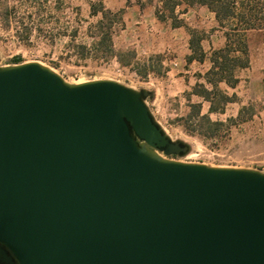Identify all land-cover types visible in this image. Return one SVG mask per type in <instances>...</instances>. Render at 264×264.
<instances>
[{"label":"water","instance_id":"95a60500","mask_svg":"<svg viewBox=\"0 0 264 264\" xmlns=\"http://www.w3.org/2000/svg\"><path fill=\"white\" fill-rule=\"evenodd\" d=\"M150 95L0 65V264H264V172L166 158Z\"/></svg>","mask_w":264,"mask_h":264},{"label":"rangeland","instance_id":"374dc122","mask_svg":"<svg viewBox=\"0 0 264 264\" xmlns=\"http://www.w3.org/2000/svg\"><path fill=\"white\" fill-rule=\"evenodd\" d=\"M134 2L0 0V65L38 61L71 83L112 79L134 89L146 88L151 95L145 102L154 119L172 140L187 145L183 154L166 158L264 172V21L256 22L260 29L232 31L233 19L219 23L206 6L179 5L175 15L184 25L174 27L166 17L147 35L126 39L120 33L126 24L123 14L125 6ZM150 6L155 11L161 3L153 0ZM102 18L112 23L111 43L116 35H121L113 40L116 44L130 42L128 50L134 53L130 65L122 66L114 58V52L120 50L117 47L111 51L95 49L94 42L100 36L97 22ZM226 32L233 34V39L242 35L248 69L235 70L241 82L233 87L218 83L233 101L226 103L223 114L211 116L212 121L223 122L220 128L199 133L198 117L205 114L208 102L193 92L196 84L211 87L205 76L212 65V52L226 43ZM192 37L199 38L200 49H191ZM190 55L194 57L189 66L177 63ZM17 56L20 62H15ZM184 68L188 72L182 71Z\"/></svg>","mask_w":264,"mask_h":264},{"label":"trees","instance_id":"16d2710c","mask_svg":"<svg viewBox=\"0 0 264 264\" xmlns=\"http://www.w3.org/2000/svg\"><path fill=\"white\" fill-rule=\"evenodd\" d=\"M142 5H150L153 0H137ZM161 3V7L155 10V16L158 21H163L166 17L172 21L174 27L184 25L183 21L178 20L175 15V9L177 6H193L201 5L206 6L215 15L217 22H228L233 19L236 23L232 24V31H245L251 29H260V24L256 22L264 21V0H158ZM95 13V12H94ZM105 15V14H104ZM97 26L100 29L99 39L94 42L96 50H110L111 43V21L105 22L102 18L97 22ZM239 26V27H238ZM228 32L225 33L226 43L225 45L214 50L211 54V68L207 71L205 79L211 86L205 87L204 84H196L194 94L201 97L204 101L209 103L208 113L211 112H224V106L226 103L232 102V98L224 94L219 88L218 83L224 82L228 86L233 87L237 83V77L234 72L238 68H244L248 65L247 59V46L242 38L241 34H236L237 39H233ZM236 41V45L234 42ZM191 49H200L199 38H190ZM82 49L83 46H77ZM114 58L122 66H128L133 60L134 53L132 50H117L114 52ZM194 56L190 55L188 60H191ZM15 62H20V58L17 56L14 58ZM196 107V112L199 110V106ZM241 110L239 111V115ZM198 132L208 133L214 129L220 128L223 125L221 121H212L208 114H202L198 117Z\"/></svg>","mask_w":264,"mask_h":264},{"label":"crops","instance_id":"0c3cea01","mask_svg":"<svg viewBox=\"0 0 264 264\" xmlns=\"http://www.w3.org/2000/svg\"><path fill=\"white\" fill-rule=\"evenodd\" d=\"M143 1V0H141ZM123 17H126V20L124 19V22H126L125 26H122V29L120 30L121 35L123 34V36L125 35L126 39H128V37H137L139 35H147V31L151 32L153 26H155V23L160 22L156 19L155 13H154V9L152 8V6L150 5H142L140 4L137 0H135L134 4H127V6H125V10H124V14ZM149 24V25H148ZM148 25V26H147ZM176 29V28H174ZM143 30L145 31V33L143 32ZM121 35H116L114 36L115 38L120 37ZM149 35H152L151 33ZM115 38H112V47H117L120 50H128L130 49V42L126 41V42H121L120 44H116L115 42H113V40ZM148 38H151V36H149ZM152 57V55L150 56V58ZM182 61L184 62L185 65L189 66L190 62H193V60H188L186 59H180L178 60L177 63H182ZM159 63H161L162 65H165V61L163 60H159ZM240 70H244V69H248L247 67L244 68H238ZM182 71L184 72H188L187 68H184ZM239 77V76H238ZM237 77V78H238ZM239 82H241L240 78H238ZM204 81V80H203ZM208 107H209V103H207L206 106V110H205V114H208L209 118L211 119V116L213 114H223L222 113H218V112H211L208 113Z\"/></svg>","mask_w":264,"mask_h":264},{"label":"flooded vegetation","instance_id":"af4514ba","mask_svg":"<svg viewBox=\"0 0 264 264\" xmlns=\"http://www.w3.org/2000/svg\"><path fill=\"white\" fill-rule=\"evenodd\" d=\"M165 156V155H164Z\"/></svg>","mask_w":264,"mask_h":264}]
</instances>
